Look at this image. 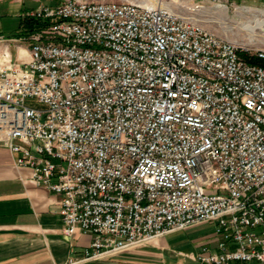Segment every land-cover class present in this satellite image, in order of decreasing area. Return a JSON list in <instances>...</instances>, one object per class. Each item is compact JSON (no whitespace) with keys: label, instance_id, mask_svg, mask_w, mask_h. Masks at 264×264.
I'll return each mask as SVG.
<instances>
[{"label":"built area","instance_id":"obj_1","mask_svg":"<svg viewBox=\"0 0 264 264\" xmlns=\"http://www.w3.org/2000/svg\"><path fill=\"white\" fill-rule=\"evenodd\" d=\"M28 17L33 31L0 36V145L61 196L68 235H92L83 259L210 223L200 263L264 264V48L164 4L65 0Z\"/></svg>","mask_w":264,"mask_h":264},{"label":"crops","instance_id":"obj_2","mask_svg":"<svg viewBox=\"0 0 264 264\" xmlns=\"http://www.w3.org/2000/svg\"><path fill=\"white\" fill-rule=\"evenodd\" d=\"M25 1L0 0V36L30 32L28 14L33 10L22 11ZM12 50L17 52L15 47ZM60 199L59 194L36 184L32 170L17 166L14 154L0 145V264H202L196 259L202 246L216 244L214 226L204 223L209 224V230L196 225L86 261L84 251L92 235L78 231L70 236L65 232Z\"/></svg>","mask_w":264,"mask_h":264},{"label":"rangeland","instance_id":"obj_3","mask_svg":"<svg viewBox=\"0 0 264 264\" xmlns=\"http://www.w3.org/2000/svg\"><path fill=\"white\" fill-rule=\"evenodd\" d=\"M63 1L65 0H26L22 11L28 13L31 10H35L41 4L54 5ZM95 1H133L149 4L154 1L169 6L181 15L193 18L211 32L224 39L248 47L252 51L257 48H264V0H234L237 2V6L232 5L229 8L213 5L207 0ZM244 7H249V10H244ZM3 8V10L8 11V7H6L7 9L5 7ZM29 103L35 106H42L34 99L30 100ZM197 225L203 230H209V224L199 223Z\"/></svg>","mask_w":264,"mask_h":264},{"label":"trees","instance_id":"obj_4","mask_svg":"<svg viewBox=\"0 0 264 264\" xmlns=\"http://www.w3.org/2000/svg\"><path fill=\"white\" fill-rule=\"evenodd\" d=\"M30 20L32 21V23H31L32 24V27L30 28V31H33L36 28V26L38 25L39 21H37V20H35L33 18H31ZM261 61L262 60H257V59L254 60V62H258L260 64L263 63V65H264V61L262 63H261Z\"/></svg>","mask_w":264,"mask_h":264},{"label":"bare ground","instance_id":"obj_5","mask_svg":"<svg viewBox=\"0 0 264 264\" xmlns=\"http://www.w3.org/2000/svg\"><path fill=\"white\" fill-rule=\"evenodd\" d=\"M143 4L157 5V4H159V3L153 1L151 4H149V3H143ZM243 9H244V10H249V7H244ZM24 53H26V52H25L24 49H22V50L20 51V55L23 56Z\"/></svg>","mask_w":264,"mask_h":264}]
</instances>
